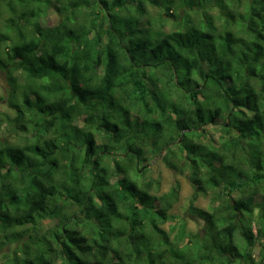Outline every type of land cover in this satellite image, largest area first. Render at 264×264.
<instances>
[{"label": "trees", "instance_id": "obj_1", "mask_svg": "<svg viewBox=\"0 0 264 264\" xmlns=\"http://www.w3.org/2000/svg\"><path fill=\"white\" fill-rule=\"evenodd\" d=\"M2 11L15 115L0 142V248L21 244L0 264H264V0ZM163 151L196 192L218 190L210 210L192 207L206 229L184 243V224L173 237L160 225L180 185L154 195L137 168Z\"/></svg>", "mask_w": 264, "mask_h": 264}, {"label": "rangeland", "instance_id": "obj_2", "mask_svg": "<svg viewBox=\"0 0 264 264\" xmlns=\"http://www.w3.org/2000/svg\"><path fill=\"white\" fill-rule=\"evenodd\" d=\"M8 16V13L5 11L0 15V29L4 26V19ZM50 17L53 21L58 20L57 11L54 7L50 10ZM174 19V17H172ZM172 22V20H170ZM169 22V24H170ZM4 29V28H3ZM12 42L7 41V45H10ZM20 70H17L14 75L20 74ZM20 80L22 81V75L20 76ZM11 92V81L8 78L7 71L0 67V142L6 143L9 142V137H12L10 129V125L13 122V117L15 115L14 111L10 108L8 103V98ZM220 136V131L217 127H212L210 129V134L205 135L202 139L208 143L211 139L217 141ZM151 156L149 153V157L147 161H141L140 165H138V169H140V173L143 174L140 176L141 181L151 180L152 189L151 193L154 195H161L162 193L168 192L169 189L175 185H180V194L178 200L173 205L172 209L169 211L173 215V219H168L164 223L160 225L173 237L177 230H179L182 224L185 225L186 230V238L183 243L188 240V238L192 235L197 237L202 235L206 229V223L200 217L194 215L191 211L193 206L202 207L204 209H209L212 206L218 204L217 202H213V194H216L218 190L214 189H206L203 192H196L195 186L189 179V169L185 168L183 171H175L165 165L162 161L161 156ZM243 193L239 190H234L232 193L233 198H239ZM256 201L258 199H255ZM158 205V202H156ZM257 224L254 223V227ZM237 238L240 240L239 233H237ZM20 242H12L7 245H3L0 248V263H2L6 257H11L15 250H19ZM243 242H241L242 246ZM253 252L259 256V246L256 245L253 248Z\"/></svg>", "mask_w": 264, "mask_h": 264}]
</instances>
